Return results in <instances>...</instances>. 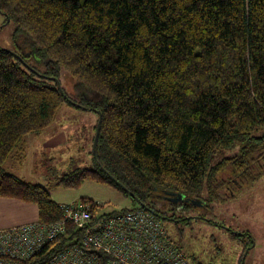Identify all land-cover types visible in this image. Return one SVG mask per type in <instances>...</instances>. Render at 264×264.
I'll return each instance as SVG.
<instances>
[{
	"label": "trees",
	"instance_id": "obj_1",
	"mask_svg": "<svg viewBox=\"0 0 264 264\" xmlns=\"http://www.w3.org/2000/svg\"><path fill=\"white\" fill-rule=\"evenodd\" d=\"M0 15L49 66L29 71L0 49V198L36 205L39 222L60 220L64 204L3 164L64 102L99 111L101 123L94 166L53 187L91 180L164 218L153 208L163 206L160 196L170 210L195 207L172 201L183 196L204 205L230 183L264 176V0H0ZM53 66L93 99L61 93L49 78L57 79ZM225 151L234 153L215 160ZM229 231L252 248L250 235ZM79 237L67 225L18 264H50Z\"/></svg>",
	"mask_w": 264,
	"mask_h": 264
},
{
	"label": "rangeland",
	"instance_id": "obj_2",
	"mask_svg": "<svg viewBox=\"0 0 264 264\" xmlns=\"http://www.w3.org/2000/svg\"><path fill=\"white\" fill-rule=\"evenodd\" d=\"M0 49L14 53L27 70L44 72L49 67L35 58L30 42L24 35L16 34L13 24L5 23L2 15ZM51 68L68 97L74 101L93 99L62 67ZM86 108L64 102L41 134L25 136L21 150L12 154L3 168L24 182L44 187L60 205L74 201L79 204L84 198L100 206L99 215L137 208L139 204L129 196L91 180L74 189L52 186L65 174L94 166L93 141L98 114ZM233 153L225 151L215 160ZM219 195L220 199L209 200L204 205L195 203V207L176 206L172 210L167 209L166 197L160 196L158 201L163 206L152 207L163 212L164 218L159 219L166 234L191 264H264V176L247 185L230 183ZM229 230L250 235L252 248L248 249L247 239L234 238Z\"/></svg>",
	"mask_w": 264,
	"mask_h": 264
},
{
	"label": "built area",
	"instance_id": "obj_3",
	"mask_svg": "<svg viewBox=\"0 0 264 264\" xmlns=\"http://www.w3.org/2000/svg\"><path fill=\"white\" fill-rule=\"evenodd\" d=\"M99 205L71 202L62 217L0 230V264H18L39 252L67 225L79 231L78 243L58 252L50 264H190L160 219L141 207L99 215Z\"/></svg>",
	"mask_w": 264,
	"mask_h": 264
},
{
	"label": "crops",
	"instance_id": "obj_4",
	"mask_svg": "<svg viewBox=\"0 0 264 264\" xmlns=\"http://www.w3.org/2000/svg\"><path fill=\"white\" fill-rule=\"evenodd\" d=\"M36 221H38L36 205L0 198V230Z\"/></svg>",
	"mask_w": 264,
	"mask_h": 264
},
{
	"label": "water",
	"instance_id": "obj_5",
	"mask_svg": "<svg viewBox=\"0 0 264 264\" xmlns=\"http://www.w3.org/2000/svg\"><path fill=\"white\" fill-rule=\"evenodd\" d=\"M52 80L53 81H55V82H57V84H58V89H59V91L62 93V91H61V88H60V85H59V83H58V81H57V79H55V78H52ZM97 114H98V122H97V125H96V129H95V136H94V141H93V154H95V147H96V142H97V139H98V135H99V129H100V123H101V116H100V112L99 111H97ZM188 201L187 199H185L183 196H178V197H175L174 199H173V203H177L178 201ZM139 204V203H138ZM198 204H200V203H198ZM140 206H142V205H140Z\"/></svg>",
	"mask_w": 264,
	"mask_h": 264
},
{
	"label": "flooded vegetation",
	"instance_id": "obj_6",
	"mask_svg": "<svg viewBox=\"0 0 264 264\" xmlns=\"http://www.w3.org/2000/svg\"><path fill=\"white\" fill-rule=\"evenodd\" d=\"M188 200V199H187ZM178 203V202H177ZM177 203L176 204H174V205H177ZM185 203H191V204H195V202L193 201V200H188V201H184L183 200V202H182V204H185ZM200 204H198V206H199ZM182 207V206H181ZM171 208H173V207H171Z\"/></svg>",
	"mask_w": 264,
	"mask_h": 264
}]
</instances>
